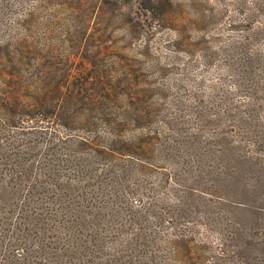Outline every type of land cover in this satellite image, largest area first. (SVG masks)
<instances>
[{
  "label": "rangeland",
  "instance_id": "rangeland-1",
  "mask_svg": "<svg viewBox=\"0 0 264 264\" xmlns=\"http://www.w3.org/2000/svg\"><path fill=\"white\" fill-rule=\"evenodd\" d=\"M146 2L0 0V53L21 48L23 56H31L42 66L41 75L31 76V65L23 69L24 97L29 94L34 100L32 96L42 97L43 91L54 88L47 99L59 104L77 86L88 88L89 101L103 99L108 104L106 112L100 109L102 102L96 111L77 114L46 110L49 115L23 121L21 128L28 129L35 141L79 142L95 132L103 136L108 128L106 118L121 119L125 115L122 106L131 104L144 111L143 119L125 124L123 132L120 125L114 132L130 136L143 127L151 136L164 137L169 134L166 117L169 113L178 116L176 134L198 136L209 161H229L233 170H239L230 175L225 191L215 199L227 203L229 198L237 207H247L239 211L222 205L217 220L261 226L256 229L261 240L259 256L248 248L240 256L228 253L227 260L242 264V257L243 264H264V6L261 0H166L164 9L150 11ZM3 60L0 71L8 72ZM159 135L152 148L164 143ZM106 158L120 163L130 160L115 154ZM148 162L146 174H139L138 179L147 188H156V193L141 188L126 197L133 204L140 200L148 204L154 194L161 198L168 192H161L157 185L169 167L165 169L167 164L157 158ZM128 179L131 188H139L136 175ZM172 180L170 189H180ZM173 198L169 195L163 207L173 203ZM166 211L159 229L172 241L181 233ZM186 224L181 225L182 234L195 238L189 243L199 244L204 254L201 261L216 264L223 253L221 232L200 220ZM224 233L231 237L228 229ZM253 239L248 235V242ZM1 256L0 251V262Z\"/></svg>",
  "mask_w": 264,
  "mask_h": 264
},
{
  "label": "trees",
  "instance_id": "trees-1",
  "mask_svg": "<svg viewBox=\"0 0 264 264\" xmlns=\"http://www.w3.org/2000/svg\"><path fill=\"white\" fill-rule=\"evenodd\" d=\"M165 2L147 0L146 8L164 9ZM261 4L264 6V0ZM23 54L21 48L0 53V59L4 58L8 65V72L0 71V264H204L199 244H190L195 238L182 234L181 226L199 220L210 229L216 227L224 237L223 256L215 260L216 264H230L228 253L240 256L248 248L259 256L261 240L256 229L261 226L255 224L253 228L251 222L234 225L230 220H217L221 215L217 209L222 210V205L239 211L247 207H237L229 198L227 203L215 199V195L217 198L225 191L230 175L239 174V170H233L229 161H209L208 151L199 145L203 141L198 136L176 134L178 116L168 114L165 126L169 134L164 137L151 136L143 127H137L141 129L130 136L118 135L115 132L120 125L123 132L125 124L144 117L140 107L135 109L128 104L122 106L125 115L121 119L106 118L109 129L103 136L95 132L79 142L68 140V146L52 139L35 141L32 134H27L28 129L21 128L23 121L49 115L46 110H58L59 114L96 111L99 102L100 109L106 112L108 104L103 99L89 101L88 88L75 89L77 86L59 104L53 98L47 99L54 88L43 91L42 97L32 96L34 100L28 98L29 94L24 97L20 80L23 69L31 65L30 75H41L42 66ZM43 83L45 87L47 80ZM158 135L164 143L152 148ZM107 154L130 160L120 163L107 159ZM152 158L164 161L165 169L169 167L166 178H161L157 185L161 192H168L161 198L154 194L148 204L141 200L133 204L126 197L141 188L149 194L156 193V188H147L138 179L139 174H146ZM129 175L137 176L139 188L128 185ZM172 179L180 189H170ZM169 195H174L173 203L164 208ZM166 210L172 214L174 229L181 233L172 241L159 229ZM227 229L231 237H226ZM248 235H253L252 242H248ZM240 261L244 263L242 257Z\"/></svg>",
  "mask_w": 264,
  "mask_h": 264
}]
</instances>
